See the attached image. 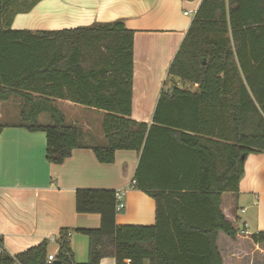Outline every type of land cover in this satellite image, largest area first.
<instances>
[{
  "label": "trees",
  "instance_id": "trees-1",
  "mask_svg": "<svg viewBox=\"0 0 264 264\" xmlns=\"http://www.w3.org/2000/svg\"><path fill=\"white\" fill-rule=\"evenodd\" d=\"M20 3L0 0V102L20 101L17 121L0 122V132L5 126L43 132L51 164L77 148L91 149L101 164L113 163L118 150L140 152L133 187L155 207L152 225H118L115 190L76 189L75 211L98 214L100 223L76 230L88 240L86 262L74 261L65 230L55 260L222 264L218 232L234 239L237 227L220 211L221 196L238 191L246 156L264 152V0H201L168 66L150 125L131 117L134 32L123 20L13 29ZM58 99L101 112L105 142H83L81 128L66 123L55 105ZM159 141L169 144L162 154L156 153ZM169 151L190 156L195 176L178 173L185 162H170ZM155 169L163 173L149 176ZM250 239L263 243L264 231ZM47 247L43 240L12 256L0 236V264H53Z\"/></svg>",
  "mask_w": 264,
  "mask_h": 264
},
{
  "label": "crops",
  "instance_id": "crops-1",
  "mask_svg": "<svg viewBox=\"0 0 264 264\" xmlns=\"http://www.w3.org/2000/svg\"><path fill=\"white\" fill-rule=\"evenodd\" d=\"M200 2L21 0L18 12L12 17L11 28L54 30L123 20L125 26L134 32L131 117L150 125L168 66ZM55 105L66 123L77 124L81 128L83 142L89 145L105 142L100 127L101 112L60 99ZM155 145L159 148L158 154H162L160 148L169 147L161 141ZM164 154L172 163L177 159L185 162L178 173L188 172L182 176H195L190 174V156L184 159V156L171 151ZM139 158L140 152L118 150L113 163L101 164L91 149L77 148L61 164H51L45 159L43 132H30L19 126L3 127L0 132V236L3 249L13 256L46 240L48 255L55 256L60 231L72 233L78 229L98 228V214L75 211L74 193L78 188L125 189L124 209L116 214V224H154L153 199L130 187ZM157 171L155 169L149 176L158 177L163 173ZM220 211L231 223L239 221L246 224L247 235L236 234L235 238L251 241V234L264 231V152L246 156L238 191L222 194ZM234 239L218 232V250L220 242L232 243ZM50 243L55 244L54 251L49 250ZM251 243L253 250H257L256 254L264 258V242ZM100 264L115 262L112 258H104Z\"/></svg>",
  "mask_w": 264,
  "mask_h": 264
},
{
  "label": "rangeland",
  "instance_id": "rangeland-1",
  "mask_svg": "<svg viewBox=\"0 0 264 264\" xmlns=\"http://www.w3.org/2000/svg\"><path fill=\"white\" fill-rule=\"evenodd\" d=\"M31 1V0H30ZM177 82V80H175ZM191 88L190 85H187ZM18 99H10L4 103H0V112L2 117H0V122H13L17 121L19 113V103ZM17 113V115L15 114ZM42 122H47L45 115L40 116ZM234 225L237 228H241V222L235 221ZM252 231V228H249ZM72 252L74 260L76 262H86L87 261V248L88 240L86 236L72 231L71 236ZM55 244H49V250L54 251ZM219 250L222 257V264H264V258L257 255L256 251L253 250V245L251 241L246 238H235L231 243L228 241L219 243ZM259 253V251H258ZM147 264V263H146Z\"/></svg>",
  "mask_w": 264,
  "mask_h": 264
},
{
  "label": "built area",
  "instance_id": "built-area-1",
  "mask_svg": "<svg viewBox=\"0 0 264 264\" xmlns=\"http://www.w3.org/2000/svg\"><path fill=\"white\" fill-rule=\"evenodd\" d=\"M134 186V181L131 182L130 187L133 188ZM124 194H125V189H118L115 190V197L118 201L117 205H116V211L120 212L122 209H124V202H123V198H124ZM243 211V210H242ZM70 232H67V236H70ZM237 234L241 235V236H246L247 235V231H246V224L244 222L241 223V228H237ZM55 260L54 255H47L46 257V261L47 262H53Z\"/></svg>",
  "mask_w": 264,
  "mask_h": 264
},
{
  "label": "water",
  "instance_id": "water-1",
  "mask_svg": "<svg viewBox=\"0 0 264 264\" xmlns=\"http://www.w3.org/2000/svg\"><path fill=\"white\" fill-rule=\"evenodd\" d=\"M53 264H60L58 260L53 261Z\"/></svg>",
  "mask_w": 264,
  "mask_h": 264
}]
</instances>
